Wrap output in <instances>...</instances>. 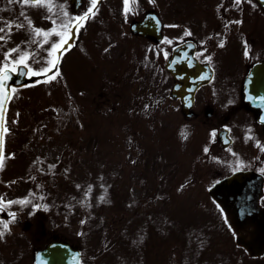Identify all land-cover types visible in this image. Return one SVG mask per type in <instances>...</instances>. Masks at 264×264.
Returning <instances> with one entry per match:
<instances>
[{
    "label": "rangeland",
    "instance_id": "obj_1",
    "mask_svg": "<svg viewBox=\"0 0 264 264\" xmlns=\"http://www.w3.org/2000/svg\"><path fill=\"white\" fill-rule=\"evenodd\" d=\"M121 2L104 3L109 12L88 20L59 79L13 94L7 149L16 146L14 127L20 144L27 133L41 137L29 139L27 149L8 153L3 162L0 222L4 214L15 213V220L56 227L81 247L85 264H258L236 241L245 233L236 230L232 215L208 194L213 182L232 170V152L221 149L215 127L183 118L179 102L168 97L173 79L164 63L172 45L152 47L151 57L144 60L145 41L129 31L143 8L130 4L126 14ZM68 7L74 16L70 2ZM21 8L29 14L0 11V36L5 37L0 40V66L3 53L19 45L12 57L28 51L31 69L44 67L50 64L49 55H55L49 48L59 36L34 38L33 13L47 9L33 4ZM256 13L248 0L245 34L257 35ZM162 15L167 23L175 17ZM169 34L168 42L181 40L176 29ZM260 36L262 43L243 51L244 57L238 48L199 49L216 77L198 95L215 110L238 98L239 82L234 85L233 79L241 77L237 75L245 64L264 59V29ZM161 96L167 98L155 109ZM8 200L13 204L7 205ZM20 230L18 226L16 233ZM13 250L3 249L7 264H29L30 250L11 258Z\"/></svg>",
    "mask_w": 264,
    "mask_h": 264
},
{
    "label": "flooded vegetation",
    "instance_id": "obj_2",
    "mask_svg": "<svg viewBox=\"0 0 264 264\" xmlns=\"http://www.w3.org/2000/svg\"><path fill=\"white\" fill-rule=\"evenodd\" d=\"M110 1L111 0H100L97 5L96 13H108L109 11L103 9V4ZM247 1L248 0H242V3H237L236 0H188L187 2H184V0H155L153 3L151 0H138L137 3L136 0H133L130 8H136L137 10L143 8L142 12H138L142 14L133 21L142 20L147 13L154 12L162 20L163 39L167 36V34L170 39V28L176 29L177 34L175 36L181 39L180 41L177 40L173 42H168L164 39L161 43H159L153 42L150 38H137L139 40H144L147 47L151 44L153 45V48L157 49L158 47L159 49V46L171 44V47L174 49L182 41L192 40L195 43L196 53L198 54L200 51L199 49L201 48L208 50L211 48L213 50L215 49V46H219L220 48L218 49L230 47L238 48L240 56L244 57L245 54L243 51H245L246 48L250 49L251 46H258V44L262 43L260 33H262L264 29V12L258 2L252 0L257 10L256 24L258 23V33L256 35L254 32L247 31L245 34ZM52 2L56 5L55 12L48 13L47 10L46 13H33L34 16L37 15V18L32 20L34 38H40L44 41L48 40L49 37L52 38L58 35L56 33H49L45 36L41 33L37 36L35 34V28L40 27L47 30L56 27L48 17L53 16L57 20V24L61 23L60 8L63 7L69 14L68 2L71 4L72 2L81 3V10L77 13L83 12L89 6V0H52ZM121 4L124 5V0H122ZM23 5L24 3H22V0H0V11L5 9L8 13L20 12L28 15L29 13H25L21 8ZM12 6L16 8L15 11L11 8ZM43 6L47 9L46 5ZM83 6L84 9H82ZM162 13H171L175 17L171 20V22L167 23L166 18L162 15ZM237 21H242V23H238ZM84 29L85 27L81 26L76 32H79L80 30L83 31ZM166 30L168 33L165 35ZM69 31H72V29ZM24 34L26 35V31ZM60 39L61 37L59 36L58 40ZM64 39L68 40L69 37L66 36ZM249 40L252 41L249 43ZM14 41L20 43L16 36ZM49 56L51 62V60L55 59L57 53ZM68 56L69 49L62 52L57 72L47 77V80L59 79L58 77L63 74L65 59ZM199 59L201 63H208L212 66L210 61L201 57H199ZM260 61H262V59L258 61L257 57L255 61H249L245 64L244 69L237 75L238 77H241L239 79H233L234 85L239 82L238 87L236 88L238 98L233 102H226L227 104H223L220 109L215 110L210 105V102L201 97L202 95L200 96L197 94L194 105L195 115L193 119L200 120L202 124L209 125L210 127H215L213 130L217 132V137L222 131H227L230 140L229 146L227 148H223L221 142H218V144L223 151L230 149L232 155L233 152L235 153L232 157L233 161L229 160L228 162V159L226 158L228 164L233 165V169L230 170V174L239 170H253L261 174L263 178V186L259 206L261 209H264V172L261 171V169H264V149L259 148L256 145L257 140L264 144V125L258 123L255 118L258 110H254L251 107L250 102L247 100V97H253L255 95L258 96V89H248L244 83L251 68L255 63ZM241 62L242 61L240 60V63ZM222 67L224 70H227L226 66ZM34 68L37 69L38 67ZM255 87L258 88V85ZM200 101L202 106L198 108L197 105ZM238 116L239 118L237 119ZM234 118L237 120L235 121ZM252 120H255V122ZM221 149L219 148L222 152ZM240 161H242V163ZM4 215L5 220L0 222V228H2L3 223H8L10 228L12 227V230L9 231V234H7L8 231H5L4 237L0 238V264H7L6 257H3L6 255L3 252V249L6 248V246L11 249H17L16 252L14 250L10 251L14 253L11 258H13V256L17 258L19 253H25V250H30L31 256L29 264H35V255L37 252L44 250L50 244L55 242L70 243L74 248H80L68 239L65 234L59 233L56 227H49L46 226L44 222H38L35 220L22 221L15 220L16 218L7 219V216L9 215ZM18 226L21 230L19 233H16V228ZM259 251L260 250L258 249V253ZM246 253L250 256V252L246 251ZM250 258H258V264H264V252L259 253L258 256H250ZM13 262L14 261H12V263ZM81 264H85L83 255L81 256Z\"/></svg>",
    "mask_w": 264,
    "mask_h": 264
},
{
    "label": "water",
    "instance_id": "obj_3",
    "mask_svg": "<svg viewBox=\"0 0 264 264\" xmlns=\"http://www.w3.org/2000/svg\"><path fill=\"white\" fill-rule=\"evenodd\" d=\"M258 3L264 10V0H258ZM153 19V16H149L145 22L134 25L132 30L142 35H150L154 39L159 40L160 24ZM70 42H73V38ZM194 53L195 48L191 43L183 44L174 50L173 56L166 64V68L176 80L171 96L181 100L183 105L182 112L187 118L192 116L191 108L197 89L208 83L213 74L209 66L199 63ZM19 69L25 74L20 75L9 71L8 76L10 78L3 81V89L0 90V116L3 118V125L0 128H4L5 125L6 112L12 96V87H22L45 76L27 78L26 67L20 66ZM257 80L258 91L263 95L258 96V104H255L254 107L262 110L263 116L259 120L264 123V99H261V97H264V62L259 63L252 69L249 76V81L252 83L251 89H254L253 85ZM3 138L4 132L0 136V159L3 153ZM260 189L261 180L259 175L257 176L253 172H238L216 184L210 191L211 195L215 196L229 212L234 214L235 224L238 228H243L248 223L255 226V240L244 242L253 255L257 253L258 247L264 249V211L258 209ZM67 250L69 248L60 244H53L43 254L51 258L50 264H66L69 257L65 254L62 255V252ZM56 253L60 256H57ZM57 258H61V260L55 262ZM41 260L42 258L38 259V264H47L44 261L41 262ZM77 260L78 258H76L74 264H78ZM68 264H72V262Z\"/></svg>",
    "mask_w": 264,
    "mask_h": 264
},
{
    "label": "snow or ice",
    "instance_id": "obj_4",
    "mask_svg": "<svg viewBox=\"0 0 264 264\" xmlns=\"http://www.w3.org/2000/svg\"><path fill=\"white\" fill-rule=\"evenodd\" d=\"M100 0H89V6L81 13L76 14L74 16H70L67 11L64 10L63 7L60 8L61 12V23L57 24V20L53 16H49L48 18L52 21L53 25L56 27L51 28V29H43L40 27L35 28V34L39 36L41 33H43L45 36H47L49 33H56L58 34L61 39L58 42H55L52 44V46L49 48L50 53H57V56L55 59L51 60L50 64L37 68V69H29L28 75H40L42 73H47L51 75V69L56 68L58 70V61H59V51L63 49L64 44L68 43V40L64 39V37H69L71 38V31L70 29H79L81 26L86 25L87 21L89 18H94L96 14V9L97 5L99 4ZM133 2V0H124V11L127 14L129 11V6ZM138 3V0H136ZM151 2H155V0H151ZM237 3H242V0H236ZM251 2V0H249ZM22 3L24 4H33V5H46L48 12H55L56 10V5L53 4L52 0H22ZM238 23H242V21H237ZM29 23L31 24L32 21L30 20ZM2 31V30H0ZM4 36H0V40H4ZM165 41H168V37H164ZM170 42V41H169ZM223 43V42H221ZM19 48V45L16 47H10L8 48L7 51L3 53L4 56V63L2 66H0V90L3 89V81L9 79L10 77L8 76L9 71L13 73H17L20 75H24L25 73L20 71L19 67L20 65H23L27 67V62L29 59H31V53L28 51L21 50L20 54L17 57H12V53L16 52L17 49ZM246 54H247V48H246ZM159 54V53H158ZM164 55L167 56L168 52L165 51ZM207 59H211L210 57H207ZM261 99H264V97H261ZM3 125V118L0 116V126ZM6 128H0V136H2L3 132H6ZM215 134V133H213ZM256 145L259 148L264 149V144L261 143V141L257 140ZM205 151L207 152L208 149L205 148ZM14 155V153L12 154ZM233 155L235 153L233 152ZM242 163V161H240ZM0 167H3V160L0 159ZM52 167H55V165H52ZM262 172H264V169H261ZM22 200L21 203H24L26 201ZM103 199V197H101ZM2 200V198H0ZM7 205H12L13 201L8 200L5 202ZM34 207L39 208L40 205H34ZM47 207V205H45ZM0 211H3V205L0 204ZM9 215L14 219L15 218V213H9ZM5 231H10V226L8 223H3L2 228H0V238L4 237Z\"/></svg>",
    "mask_w": 264,
    "mask_h": 264
}]
</instances>
